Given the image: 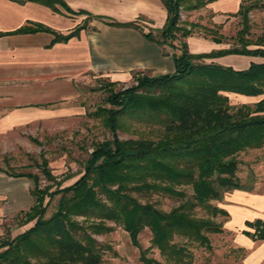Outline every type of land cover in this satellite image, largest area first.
<instances>
[{"label": "trees", "instance_id": "1", "mask_svg": "<svg viewBox=\"0 0 264 264\" xmlns=\"http://www.w3.org/2000/svg\"><path fill=\"white\" fill-rule=\"evenodd\" d=\"M14 1L41 2L52 8L58 3ZM162 1L167 19L157 42L169 45V39H176L174 31L180 22L181 5L200 9L216 0ZM241 6L237 15L242 27L235 34L236 47L191 54L183 42L179 47L181 53L173 55L172 74L139 78L135 87L110 98L116 109L102 114L112 139L95 146L84 174L73 185L61 188L56 209L47 219L41 203L33 199L27 213L34 214V224L1 244L0 264H101L105 248L87 230L96 234L104 230L103 226H80L73 221L76 216L120 226L145 264H192V249L212 250L209 236L223 232L227 217L212 202H221L229 191L252 188L236 177L239 163L235 156L264 147V99L251 106L234 107L224 95L264 94V45L258 39L253 43L255 48L248 49L252 44L244 39L249 28L246 13L252 7L240 13ZM33 31L26 27L16 32ZM208 32L213 43H220L219 36L213 35L212 30ZM76 34L75 30L64 37L55 36L57 40H67ZM145 37L154 41L151 33ZM229 55L262 61L249 62L244 69L213 61ZM121 119H144L159 128L152 139L144 136L121 140L117 134ZM153 195L176 204L163 211L155 203L140 201ZM247 227L253 230L243 232L249 238L264 240V222L255 220L246 223ZM145 229L151 234L150 248L156 249L165 263L147 259V250L140 248L138 236Z\"/></svg>", "mask_w": 264, "mask_h": 264}, {"label": "crops", "instance_id": "2", "mask_svg": "<svg viewBox=\"0 0 264 264\" xmlns=\"http://www.w3.org/2000/svg\"><path fill=\"white\" fill-rule=\"evenodd\" d=\"M56 1L52 8L41 2L0 0V135L82 117L86 90L99 78L118 83L136 73L156 77L175 70L177 49L157 42L167 19L162 0ZM241 2L216 0L200 13L210 23L206 25L223 30L236 17ZM26 27L34 31L16 32ZM75 30L77 34L67 40L56 39ZM149 33L154 41L145 37ZM197 39L210 47L209 52L218 47L198 35L185 42ZM229 56L235 61L225 65L233 69L252 62L251 57ZM225 57L214 62L219 64ZM255 176L249 191L224 193L220 205L227 214L224 229L234 248L244 254L243 264H264V240L254 241L243 233L253 232L246 223L264 222V159ZM29 191L25 177L0 173V235L6 220L32 208Z\"/></svg>", "mask_w": 264, "mask_h": 264}, {"label": "rangeland", "instance_id": "3", "mask_svg": "<svg viewBox=\"0 0 264 264\" xmlns=\"http://www.w3.org/2000/svg\"><path fill=\"white\" fill-rule=\"evenodd\" d=\"M241 5L240 13L245 8L252 7L246 13L249 28L244 39L252 44L248 46V49L255 48L253 43H257L258 39H261L260 43L264 45V0H242ZM201 9H189L182 5L179 7L180 22L174 31L176 39H169L171 47L181 53L179 51L180 44L186 43L185 40L189 37L198 35V37L212 40L208 30H212L213 35L219 36L220 43L217 44L216 51L236 47L238 43L235 34L242 27L240 16L236 15L225 29L220 30L219 27L208 26L210 23L203 19L205 14L200 13ZM187 47L191 54L209 53L210 48L200 44L198 39L190 41ZM211 49L213 48L211 47ZM232 57L234 56H226L219 65L233 64L235 60ZM252 61L261 62L262 60L252 58ZM205 62L209 61L206 60ZM142 77L150 78L143 73H136L127 82L115 83L99 78L91 83L86 90L87 107L86 113L82 117L70 122L44 123L37 127L16 129V131L0 135V173L9 177L18 174L29 176V178L25 177L30 184L29 195L32 201L37 200L41 203L45 219L54 213L61 188L73 185L75 180L77 181L84 174L85 164L95 146L112 139L102 114V111L116 109L115 104L109 102L110 98L121 94L128 88L135 87L136 81ZM224 95L228 98L229 105L234 107L239 105L251 106L253 103L264 99V94L247 101H242L234 94L227 93ZM119 123L121 129L118 130L117 134L121 140L144 136L152 139L155 138L159 128L158 124H153V122L144 119L139 121L121 119ZM235 158L239 163L237 164L236 177L241 183L253 186L256 180V171L263 163L264 147L240 152ZM140 201L155 203L163 211H168L176 204V201L159 198L156 195H153L149 200L141 198ZM212 204L220 208L221 202H212ZM27 212L17 215L14 219L6 220L4 223L5 231L0 235V247L3 242L12 240L34 224V220H32L34 214ZM201 215L202 213L199 212L198 216ZM73 221L83 227L98 224L103 226L104 230L96 234L87 230V233L105 248L101 264H145L139 260L138 249L131 245L129 235L120 226H116L112 222H99L77 216L73 218ZM150 239V232L147 229L143 230L138 236L140 248L147 250V259L164 262L158 251L150 248ZM209 239L212 250L192 249L195 257L192 264H243L242 257L244 254L234 248L231 236L224 228L222 233L211 235ZM1 250L2 248H0Z\"/></svg>", "mask_w": 264, "mask_h": 264}]
</instances>
